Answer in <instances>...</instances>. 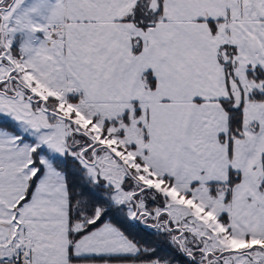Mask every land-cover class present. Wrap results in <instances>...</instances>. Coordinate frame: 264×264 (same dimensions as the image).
<instances>
[{
  "label": "snow or ice",
  "instance_id": "snow-or-ice-1",
  "mask_svg": "<svg viewBox=\"0 0 264 264\" xmlns=\"http://www.w3.org/2000/svg\"><path fill=\"white\" fill-rule=\"evenodd\" d=\"M0 264H264V0H0Z\"/></svg>",
  "mask_w": 264,
  "mask_h": 264
},
{
  "label": "trees",
  "instance_id": "trees-1",
  "mask_svg": "<svg viewBox=\"0 0 264 264\" xmlns=\"http://www.w3.org/2000/svg\"><path fill=\"white\" fill-rule=\"evenodd\" d=\"M144 236V234L143 233H141V237H143ZM168 253V249H167V247L165 246L164 247V250H163V252L161 253L162 255H166Z\"/></svg>",
  "mask_w": 264,
  "mask_h": 264
}]
</instances>
